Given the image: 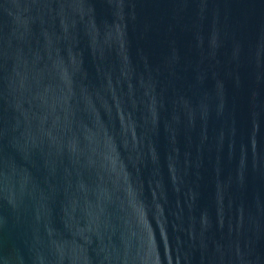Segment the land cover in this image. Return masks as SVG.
I'll return each mask as SVG.
<instances>
[{"label": "water", "instance_id": "95a60500", "mask_svg": "<svg viewBox=\"0 0 264 264\" xmlns=\"http://www.w3.org/2000/svg\"><path fill=\"white\" fill-rule=\"evenodd\" d=\"M0 264H264V0H0Z\"/></svg>", "mask_w": 264, "mask_h": 264}]
</instances>
